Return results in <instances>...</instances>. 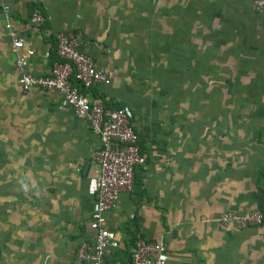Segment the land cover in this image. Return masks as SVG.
I'll return each instance as SVG.
<instances>
[{
	"label": "crops",
	"instance_id": "1",
	"mask_svg": "<svg viewBox=\"0 0 264 264\" xmlns=\"http://www.w3.org/2000/svg\"><path fill=\"white\" fill-rule=\"evenodd\" d=\"M5 2L22 47L11 51L1 14L0 40L19 92L14 59L23 57L31 75H45L53 35L79 32L80 50L109 75L108 85L84 95L141 111L132 123L145 163L132 192L105 216L122 243L105 264H130L137 238L161 242L165 264H264V220L244 230L214 222L224 212L264 213L262 160L226 156L228 115L238 131L260 99L264 12L254 14L250 0ZM33 6L45 14L42 26L28 22ZM81 122L80 158H19L18 151L3 158L0 146V264H73L77 244L91 236L97 139ZM12 178L26 185L5 188Z\"/></svg>",
	"mask_w": 264,
	"mask_h": 264
},
{
	"label": "built area",
	"instance_id": "2",
	"mask_svg": "<svg viewBox=\"0 0 264 264\" xmlns=\"http://www.w3.org/2000/svg\"><path fill=\"white\" fill-rule=\"evenodd\" d=\"M250 4L254 14L264 12V0H250ZM0 14L6 21L4 29L11 51L15 53L22 43L8 23L10 8L5 0H0ZM42 21L40 12L31 9L29 24L38 27ZM80 39L79 32L69 35L58 32L53 35L55 60L45 75L33 76L28 73L23 57H16L13 66L22 93L39 90L56 94L74 118L85 122L89 132L97 139V147L90 150V162L95 167L93 208L87 222L91 236L77 244L73 264H105L108 257L122 248L116 233L105 227V216L122 194L132 192L134 174L144 165L145 155L139 148L132 115L127 108H107L84 95L92 88L108 85L109 75L97 68L92 58L80 50ZM214 222L244 230L261 225L263 214L259 209L241 213L224 212ZM129 263L165 264L164 245L137 238L129 251Z\"/></svg>",
	"mask_w": 264,
	"mask_h": 264
},
{
	"label": "rangeland",
	"instance_id": "3",
	"mask_svg": "<svg viewBox=\"0 0 264 264\" xmlns=\"http://www.w3.org/2000/svg\"><path fill=\"white\" fill-rule=\"evenodd\" d=\"M256 86L257 96H260L257 107H253L242 117L244 122H238V131L231 122L232 118L229 115L227 117V124L231 123L232 127L228 125L226 130V156L260 158L264 170V81ZM129 111L136 121L142 117L139 107ZM0 122L3 124L0 127V134H3L2 144L0 143L3 158L15 155L17 151L19 158H80L83 155L85 146L78 135L81 126L84 128L82 122L72 118L63 103L53 94L40 91L36 94H24L17 90L11 62L1 40ZM14 135L18 136V150L12 145L16 139ZM74 173H79V169L75 168ZM22 181L17 183L15 178L6 180L5 188L21 186V183L26 185ZM36 188L42 190L41 184ZM22 190L21 187L18 190L19 197H22Z\"/></svg>",
	"mask_w": 264,
	"mask_h": 264
},
{
	"label": "trees",
	"instance_id": "4",
	"mask_svg": "<svg viewBox=\"0 0 264 264\" xmlns=\"http://www.w3.org/2000/svg\"><path fill=\"white\" fill-rule=\"evenodd\" d=\"M33 9H36V10H38L39 12H40V14H41V16H42V18H43V21H42V24H41V26L43 25V24H45V14L40 10V8L38 7V6H35V8H34V6H33ZM54 40H53V48H52V53L50 54L51 56H50V58H51V60H50V62L52 63V61H54L55 60V56H54ZM103 105V104H102ZM104 107H107V108H121L120 106H118V105H113V106H106V105H103ZM138 145H139V148H140V150L142 149L141 148V143H140V141H139V137H138ZM262 214H263V220H264V213L262 212Z\"/></svg>",
	"mask_w": 264,
	"mask_h": 264
}]
</instances>
